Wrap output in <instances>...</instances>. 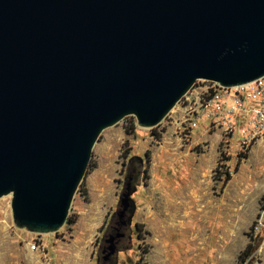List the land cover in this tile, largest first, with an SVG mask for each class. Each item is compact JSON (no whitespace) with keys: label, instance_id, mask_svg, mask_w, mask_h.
Returning <instances> with one entry per match:
<instances>
[{"label":"water","instance_id":"water-1","mask_svg":"<svg viewBox=\"0 0 264 264\" xmlns=\"http://www.w3.org/2000/svg\"><path fill=\"white\" fill-rule=\"evenodd\" d=\"M262 77L264 0H0V198L19 226L54 232L103 130L157 126L198 80Z\"/></svg>","mask_w":264,"mask_h":264},{"label":"rangeland","instance_id":"rangeland-1","mask_svg":"<svg viewBox=\"0 0 264 264\" xmlns=\"http://www.w3.org/2000/svg\"><path fill=\"white\" fill-rule=\"evenodd\" d=\"M208 85L196 81L188 97ZM180 101L152 128L127 116L101 132L58 230L19 226L11 196L0 198V264H98L133 157L142 163L132 164L134 215L110 264H264V142L242 145L237 135L208 129L198 105Z\"/></svg>","mask_w":264,"mask_h":264},{"label":"built area","instance_id":"built-area-1","mask_svg":"<svg viewBox=\"0 0 264 264\" xmlns=\"http://www.w3.org/2000/svg\"><path fill=\"white\" fill-rule=\"evenodd\" d=\"M207 82L210 85L202 96L197 92L190 98L188 91L180 102L187 109L197 104L203 120H208V129L214 127L224 135H237L242 145L264 142V77L235 87Z\"/></svg>","mask_w":264,"mask_h":264},{"label":"trees","instance_id":"trees-1","mask_svg":"<svg viewBox=\"0 0 264 264\" xmlns=\"http://www.w3.org/2000/svg\"><path fill=\"white\" fill-rule=\"evenodd\" d=\"M134 163H137L139 170L141 169V165H142L141 160L138 159L137 157H133V158H131L130 161H129V163H128V165L130 166V169H129V170H131L132 173L135 172L134 167H132V164H134ZM132 173H129V174H128V176H127V180H128V178H130V179L132 180V178H133V176H134V174H132ZM143 173H144L145 175L147 174V169H146V168L143 169ZM229 179H230V174H229V173H226V174H225L224 182L228 181ZM131 188H132V186H131ZM132 209H133V208H132V205H131L130 208H129V210H128L127 216H126V221H125L126 225H125L124 227H122V228H124V230H121V233H123V231L128 233V231H129V225H128V223H127V220H128V216H129L130 213L132 212ZM261 210H264V206L261 207ZM115 221H116V216H114V218H113L112 221L110 222L109 227H112V226L114 225ZM135 227H136V230H137V236L140 237V236H141V232L143 231V229H142V225L139 224V223H136V224H135ZM119 232H120V231H119ZM127 239H128V237H127ZM126 241H127V240H126ZM120 242H121V244H124L122 240H121ZM122 246H123V245H122ZM122 249H125V247H122ZM250 253H251V245L248 244V245L245 247V249L239 254V256H238V260L241 261V262H244V261L249 257Z\"/></svg>","mask_w":264,"mask_h":264},{"label":"flooded vegetation","instance_id":"flooded-vegetation-1","mask_svg":"<svg viewBox=\"0 0 264 264\" xmlns=\"http://www.w3.org/2000/svg\"><path fill=\"white\" fill-rule=\"evenodd\" d=\"M126 216H127V214L122 219H118L116 217V221H115L114 225L112 227H108L107 233L104 236V238L101 240V243L99 246L98 264H110L113 256L106 257L107 251H105V253H103V251L105 250V245L103 244V240L105 238H107V236H109L110 234L115 235L117 232L120 231V233H121V230H124V228H122V227L125 226L124 223L126 221ZM123 234H124V237L121 238L120 240H118V248L123 245L120 242L121 240L123 241V243L127 240L128 233L123 231Z\"/></svg>","mask_w":264,"mask_h":264}]
</instances>
